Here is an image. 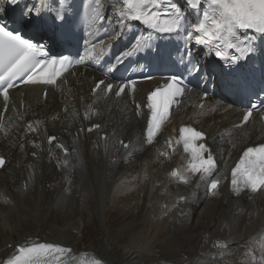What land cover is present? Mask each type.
I'll return each instance as SVG.
<instances>
[{"label":"bare ground","instance_id":"obj_1","mask_svg":"<svg viewBox=\"0 0 264 264\" xmlns=\"http://www.w3.org/2000/svg\"><path fill=\"white\" fill-rule=\"evenodd\" d=\"M11 11L7 8L4 13L8 16ZM157 83L145 85L152 89ZM198 102L197 93L191 92L159 138L147 144L145 114L142 119V111L135 113L128 95L93 93L88 79L80 84L72 81L70 88L51 94L46 101L35 95L17 100L16 109H10L4 119L8 134L0 131V156L8 158L0 170V264L25 241L71 247L76 254L101 258L104 264H256L248 253L258 260L264 244V190L235 196L230 171L246 147L264 142V122L254 115L227 137L240 113L211 111L209 100L199 109ZM196 112L202 115L193 118ZM28 123L37 130L29 132ZM180 123H191L208 134L218 160L210 178L182 169L189 159L180 147L161 155L167 153L170 138L174 145ZM96 124L100 127L88 131ZM50 136L56 137L52 144ZM177 169L188 183L170 175ZM138 172L144 176L140 189L114 199V186ZM213 178L221 184L209 194L208 181ZM5 197L11 203H5ZM112 199L110 211L124 208L121 228L114 233L107 213ZM51 212L60 214L65 224L50 220ZM95 217L98 228L88 237L85 233ZM30 223L35 227L26 229ZM151 228L158 235L156 247L166 248L168 261L151 258L133 245ZM134 232L137 237L125 244L127 235Z\"/></svg>","mask_w":264,"mask_h":264},{"label":"snow or ice","instance_id":"obj_2","mask_svg":"<svg viewBox=\"0 0 264 264\" xmlns=\"http://www.w3.org/2000/svg\"><path fill=\"white\" fill-rule=\"evenodd\" d=\"M19 2L0 0V14ZM52 2L58 5L54 15L51 14L53 8L49 0H38L34 5H26L13 20L14 24L19 23V28H10L7 22H0V95L5 102V112L10 100L9 90L16 87L17 81L28 85H55L74 65L85 64L87 58L103 55L112 42L122 39L125 33H133L137 24L144 31L134 33L131 45L115 56L109 71H114L129 57L143 55L150 62L161 65L176 67L182 64L188 74L193 75L201 73L202 60L214 57L229 66V78L223 81L224 88L241 96H251L255 94L258 83L260 91H264V72L257 81L254 71L243 70L257 59L264 65V0H81L79 7L75 0ZM78 24L83 26L79 31ZM29 32L31 36L26 35ZM49 32L52 36L48 35ZM179 36H183V41L175 39ZM53 38L54 43L59 41L75 46L78 58L52 55L44 41ZM81 41L85 46L83 56L79 55ZM193 42L204 49L202 56L193 52ZM203 75L207 79L209 74ZM166 79V83L147 96V108L151 113L146 128L148 144L154 142L168 119L170 106L187 87L182 74H173ZM135 83L128 81L115 86V95H122L129 87L135 91ZM113 88L112 83L100 80L93 93L100 90L112 93ZM257 107L252 104L244 114L242 124L249 121ZM39 123L34 122L36 125ZM26 127L29 132L37 130L33 123ZM94 127L99 128L100 125ZM5 129V122L0 119V131L7 135ZM179 132L180 137L175 142H182L184 151L191 156L187 170L200 174L202 179L210 178L216 167L211 150L204 143H193L205 140V134L191 126H182ZM55 140V136L48 138L49 144ZM166 143L171 148L173 141L170 138ZM57 146L63 148V145ZM123 146L128 148L127 144ZM64 151L67 154V149ZM161 155L167 156L168 153ZM5 164V158L0 156V168ZM170 175L188 183L187 177L178 169ZM231 175L232 191L236 196L243 189H250L253 193L264 190V144L247 147ZM219 184V180L211 179L210 190L215 192ZM4 202L11 203L6 197ZM221 247L226 248L227 245L222 244ZM248 255L256 264H264V244H261L258 260L251 252ZM3 264H104V261L95 256L89 258L87 252L76 254L71 247L60 244L25 241L14 248Z\"/></svg>","mask_w":264,"mask_h":264},{"label":"rangeland","instance_id":"obj_3","mask_svg":"<svg viewBox=\"0 0 264 264\" xmlns=\"http://www.w3.org/2000/svg\"><path fill=\"white\" fill-rule=\"evenodd\" d=\"M139 173V172H138ZM140 174V173H139ZM141 175V174H140ZM143 178L144 176L142 175V179H140V176L138 177V175L134 176L133 179H126L124 180L123 182H120L118 184H116L114 186V193L112 194V197L114 196V199H119V198H124L125 196H127L128 194H131L133 192H136L140 189L141 185L143 184ZM134 179H137L141 182V185L140 183L136 182ZM142 180V181H141ZM123 183V184H122ZM122 184V185H121ZM121 185V186H119ZM120 187V188H119ZM119 188V190H118ZM119 192H118V191ZM118 193V194H117ZM118 196V197H117ZM32 203H34L32 201ZM113 199L109 201V206L107 208V213L109 212V227H111L112 229V232H117V230H119V228H121V220H122V214H120V212L124 211V208L122 206H118L117 209L115 211H110V209L113 207ZM112 206V207H111ZM90 211L92 210V203H90V207H89ZM141 214V209L138 210V213L137 215H140ZM108 215V214H107ZM88 214L85 215V219L88 218ZM54 217V218H53ZM107 217V216H106ZM106 217L105 220H106ZM49 219L50 220H53L56 224L58 225H64L65 222L64 221V218L58 214L57 212H51L50 213V216H49ZM81 220V219H80ZM94 224L92 226H90L87 231H86V235L88 237H91L93 234H95V231L96 229L98 228V226L96 225L99 220V218L96 219V217L94 218ZM140 222V221H139ZM80 223L82 224V222L80 221ZM35 227V225L33 223H30L29 226L25 227L26 229H33ZM142 231V230H141ZM139 231V233L141 232ZM152 231V233L150 232ZM150 232V233H149ZM149 232L147 233V235H142L141 238L142 239H138L136 240V242L133 244V245H136L139 248L142 249V252H146L145 254L148 255L149 257L151 258H154L159 260V261H168L169 260V255H168V252L165 248V250H162L161 248L159 247H156V245L158 244V235L156 234L155 230L153 228H151L149 230ZM155 232V233H154ZM138 232H134L132 234H129L127 235L124 243L128 245V243L135 237H137ZM135 234V235H134ZM155 234V235H154ZM131 236V237H130ZM146 237V238H145ZM153 237H156V238H153ZM134 238V239H135ZM145 238V239H144ZM128 239V240H127ZM144 241V242H143ZM149 242L148 244L146 242ZM155 241V242H154ZM2 242V239H1V234H0V244ZM143 243V244H142ZM130 244V243H129ZM141 245V246H140ZM169 245H171L169 243ZM150 246V247H149ZM152 246V247H151ZM150 248V252L147 253L148 249ZM157 249V250H156ZM145 250V251H144ZM165 251V252H164ZM153 253V254H151ZM166 253V254H165ZM159 255V256H158ZM167 255V256H166ZM189 255V252L188 254ZM162 256V257H161ZM165 257V258H164ZM168 257V258H167Z\"/></svg>","mask_w":264,"mask_h":264}]
</instances>
